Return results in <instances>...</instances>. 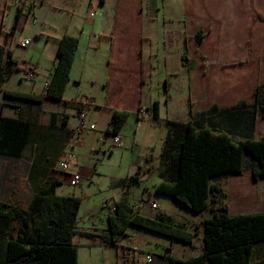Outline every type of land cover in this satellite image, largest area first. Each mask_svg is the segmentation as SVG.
<instances>
[{
	"label": "crops",
	"instance_id": "0c3cea01",
	"mask_svg": "<svg viewBox=\"0 0 264 264\" xmlns=\"http://www.w3.org/2000/svg\"><path fill=\"white\" fill-rule=\"evenodd\" d=\"M173 9L182 15L183 26L171 34L165 35L164 31L163 44L165 53L179 56L180 61L175 66L165 62L162 87L152 82V73L160 68V63H152L151 59L160 55V46L159 36L153 39L148 32L147 18L158 21L163 10ZM198 13L204 14L205 24L199 22L191 30L189 21ZM143 21L148 26L143 27ZM199 29L205 30L201 44L195 37ZM67 34L78 37L79 46L63 101H29L5 95V90L44 95L57 66L60 40ZM0 35L4 49L0 73L9 77L0 88V201L6 202L8 208L30 209L33 196L52 181L60 182L59 194H74L64 187L69 185V176L61 164L68 161L71 170L79 169L83 177H92L96 170L94 156L114 154L117 150L109 130L113 127V109H119L131 111L132 115L119 134L118 148L127 147L124 134L131 125L136 133L135 143L146 136L149 141L153 139L160 159L151 168L146 166L154 174L153 179L144 181L146 170L136 172L138 182L123 179L120 184L124 189L116 201L128 195L134 213L151 218L163 213L178 224H186L189 230H193V223L212 216L209 209L195 214L171 205L168 210L163 204L170 205L173 198L170 201L171 197L155 192L162 181L161 151L172 129L168 121L186 123L193 113L211 110L216 124L222 121L223 108L240 102H245L248 109L254 105L256 86L264 84V0H0ZM25 39L31 40L28 47L22 46ZM184 55L194 60V65L190 61L185 64ZM175 74L187 77L190 102L182 112L174 109L166 114L164 105L169 108L174 102L171 77ZM156 101L160 103V118L153 117ZM142 107L147 109L145 115L140 114ZM82 114L86 116L83 118ZM100 118L105 121L101 131ZM82 124L85 127L75 136ZM263 136L264 118L258 117L254 138ZM151 202L158 208L153 209ZM113 207L109 216L115 213ZM228 209L232 215L257 212L231 206ZM106 226L100 230L79 226L78 230L113 236L111 223ZM19 227L15 228L16 235ZM136 228L130 225L117 238ZM148 232L160 247L149 249L137 264H157L159 258L160 264H170V257L188 259L177 255L175 247L181 245L179 249H185L193 244L166 236L162 239L153 236L158 233ZM95 241L106 249L114 246ZM119 246L123 247V254H129L130 264L136 262V256L125 250L130 245ZM148 256L153 257L151 263H147Z\"/></svg>",
	"mask_w": 264,
	"mask_h": 264
},
{
	"label": "trees",
	"instance_id": "16d2710c",
	"mask_svg": "<svg viewBox=\"0 0 264 264\" xmlns=\"http://www.w3.org/2000/svg\"><path fill=\"white\" fill-rule=\"evenodd\" d=\"M195 37L203 43L205 31L199 29ZM78 46L79 38L74 35L61 38L57 66L44 95L10 90H5V95L29 101H63ZM3 52L0 44V55ZM182 59L185 64L194 62L187 55ZM9 61L14 63L11 53ZM8 80L2 71L0 88ZM254 93L256 101L250 109L245 102L223 108L222 121L216 124L210 116L211 110L193 113L186 123L168 121L172 129L161 151L162 181L156 185L155 192L173 198L180 208L195 214L208 209L212 213L202 221V253L188 259L170 257V264H264V257H255L257 245L264 242V212L232 215L226 205L216 206L223 192L220 184L214 182L221 176L247 170V155L258 163L251 167L254 179L264 178V136L254 138L258 117L264 118V84L260 82ZM159 104V101L153 104L155 118H160ZM131 115L128 110L113 109V127L109 132L119 135ZM239 135L242 138L237 139ZM138 180L137 176L131 177L129 183ZM59 183L44 184L33 196L28 210L8 208L6 202L0 201V264H78L76 236L115 245L119 241L117 236L130 225L194 245L197 232L163 213L154 218L134 213L128 195L115 200V213L110 216L113 236L79 231L82 198L76 194H59ZM16 221L21 222L17 235Z\"/></svg>",
	"mask_w": 264,
	"mask_h": 264
},
{
	"label": "rangeland",
	"instance_id": "374dc122",
	"mask_svg": "<svg viewBox=\"0 0 264 264\" xmlns=\"http://www.w3.org/2000/svg\"><path fill=\"white\" fill-rule=\"evenodd\" d=\"M196 15L195 18L190 19L191 21H189V28L191 30L196 24H199V22L205 24L206 20H204V14L198 13ZM147 19L149 22L148 25H150L148 32L153 36V39H156L159 36L157 42L160 46V55L158 57H152L153 60L151 59L152 63H160V68H157L152 73V82L157 86L158 83H160L161 86L164 87L166 78L164 74L166 73L164 69L165 62H171L175 66L176 64H179L180 61L179 56H176L175 54L168 56L165 53L166 51L163 44L164 31L166 35V33L171 34L172 31L180 29L183 26V18L179 13V10L175 9L172 12L163 10L159 14L158 21H154L155 23L151 21L150 18ZM6 22H8V20ZM144 23L145 22L143 21L142 24ZM148 25L145 23L143 27ZM191 52L194 53V49H192ZM177 74L171 77V80L173 81L171 95L173 96L174 102L169 108L164 105L163 111L166 114L167 112H174V109L175 112H182V109L190 102L188 79L184 76L185 74ZM156 92H159V90ZM148 119L151 120V117L148 116ZM104 122L103 118H100V131L102 127V130H104ZM93 125L96 127V124ZM111 135L112 139L115 138L114 134ZM135 135L136 133L133 127L129 125L124 134V139H126L125 144H127L126 148L119 149L118 143L114 141V147L117 149L114 154L94 156L96 170L92 177L84 176L81 183L76 187L70 186L67 183L64 185L69 192L79 195L82 198V208L79 212L80 227H84L85 229L98 228L99 230L107 227L106 225L110 223L109 213L115 203V198L119 197L121 191L124 189V185L120 184L123 179L129 182L130 178L137 174L136 172H143L144 170L147 171L144 181L146 182L149 181V179H153L154 174L152 175V172L149 173L146 166L151 168L153 163L155 164L160 159L159 154L157 155L156 142H154L153 139L149 141V138L146 136L142 142L135 143ZM240 138H242V135H239L237 139ZM122 143H124V140ZM90 154L92 153L90 152ZM246 163L247 170L243 173L238 175H224L216 180V182L220 184L223 192V196H221L218 206L224 204L227 207H236V209L246 212L264 211V178L259 181L254 179L251 167L258 163L250 155L246 156ZM171 199L172 198H170V201H172ZM107 204H109V206ZM171 205L180 210V207L175 202H172L170 205L166 203L163 204L168 210L172 209ZM20 225L21 222L16 221L14 226L19 227ZM192 225L193 232H197L194 245H184L185 249H179V246L181 245L175 247V249H177V251H175L177 255L180 257L182 256L183 258L198 256L202 253V222L199 221ZM153 236L163 239L161 234ZM75 242L79 250L80 264H124V262L130 264L129 254H123L124 249L119 246L120 243L130 245L131 249L126 248L125 250L133 253V256H136L137 260L136 262H133L134 264H137L138 259L142 256H146L149 249L160 247L159 244H156L159 242L158 240L150 237V234L146 229L139 227L134 231L129 229L128 234L122 235L119 238L118 243L115 245L112 244L114 246L110 249H106L104 246L97 244V241L90 238H84L83 236H76ZM255 257L257 259L264 257V242L257 245L255 249ZM161 261L162 259L159 258L156 263L160 264Z\"/></svg>",
	"mask_w": 264,
	"mask_h": 264
},
{
	"label": "built area",
	"instance_id": "2783aa9c",
	"mask_svg": "<svg viewBox=\"0 0 264 264\" xmlns=\"http://www.w3.org/2000/svg\"><path fill=\"white\" fill-rule=\"evenodd\" d=\"M31 40L30 39H25L22 41V46L23 47H28L30 45ZM46 90V88H45ZM147 113V109L145 107H142L140 109V114L145 115ZM83 118L86 116L85 114H82ZM85 127L84 124H82L81 126H79L76 130V132L74 133L75 136H78L81 132L82 129ZM95 126L92 125V128H94ZM114 141L116 143H118V145L120 144V136L117 134L115 135ZM61 168L62 170L69 176V185L76 187L81 183V180H83V175L81 173V171L79 169H75V170H71L70 169V162L68 161H64L61 164ZM151 206L153 209H157L158 208V204H156L155 202H151ZM113 209L115 210V206L113 207ZM147 263H151L153 261V257L152 256H148L147 257Z\"/></svg>",
	"mask_w": 264,
	"mask_h": 264
}]
</instances>
